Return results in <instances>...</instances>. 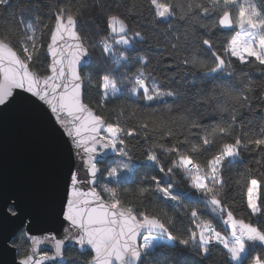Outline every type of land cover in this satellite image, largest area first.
<instances>
[{
    "label": "snow or ice",
    "instance_id": "1",
    "mask_svg": "<svg viewBox=\"0 0 264 264\" xmlns=\"http://www.w3.org/2000/svg\"><path fill=\"white\" fill-rule=\"evenodd\" d=\"M46 4L0 0V264H264V0Z\"/></svg>",
    "mask_w": 264,
    "mask_h": 264
},
{
    "label": "water",
    "instance_id": "2",
    "mask_svg": "<svg viewBox=\"0 0 264 264\" xmlns=\"http://www.w3.org/2000/svg\"><path fill=\"white\" fill-rule=\"evenodd\" d=\"M29 146L23 142L14 132L9 133L7 145V164L10 169L30 161Z\"/></svg>",
    "mask_w": 264,
    "mask_h": 264
},
{
    "label": "trees",
    "instance_id": "3",
    "mask_svg": "<svg viewBox=\"0 0 264 264\" xmlns=\"http://www.w3.org/2000/svg\"><path fill=\"white\" fill-rule=\"evenodd\" d=\"M37 4L39 5L37 8H35L33 11L40 14V15H45L47 12V4H46V0H36ZM26 19L28 20H32L34 19V16L26 13ZM92 69H86V71H91ZM181 187H184V185H181Z\"/></svg>",
    "mask_w": 264,
    "mask_h": 264
}]
</instances>
